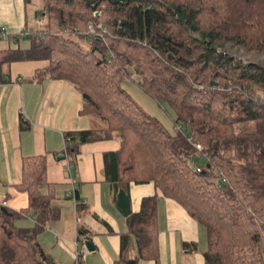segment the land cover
Wrapping results in <instances>:
<instances>
[{
  "label": "trees",
  "instance_id": "trees-1",
  "mask_svg": "<svg viewBox=\"0 0 264 264\" xmlns=\"http://www.w3.org/2000/svg\"><path fill=\"white\" fill-rule=\"evenodd\" d=\"M24 1L42 23L12 37L27 49L0 50V82L14 62L47 61L44 74L79 90L82 114L101 124L67 136L72 161L82 144L118 138L104 154L116 194L153 183L206 228V264H264V0ZM132 76L173 110L174 130L133 100ZM47 168L45 157L25 159L18 189L29 207L0 206V264H54L36 243L60 217ZM158 198L127 217L115 264L159 263ZM24 215L37 217L34 229L15 226Z\"/></svg>",
  "mask_w": 264,
  "mask_h": 264
},
{
  "label": "crops",
  "instance_id": "crops-1",
  "mask_svg": "<svg viewBox=\"0 0 264 264\" xmlns=\"http://www.w3.org/2000/svg\"><path fill=\"white\" fill-rule=\"evenodd\" d=\"M27 27L25 1L0 0V31L4 29L11 36L10 41L0 38V50L25 49L22 42L26 38L13 41L12 37H25ZM48 67L47 61L14 62L5 82H0V206L14 213L29 207V195L18 189L23 181V164L25 159L45 157L47 181L56 188L52 206L60 217L36 237L44 256L54 264H76L78 245L87 247L92 242L95 250L87 248L88 253L81 256L83 264H115L129 225L128 216L118 206L119 194L105 178L104 154L119 150L121 140L82 144L70 177L57 154L64 150L70 133L95 129L97 123L82 114L84 103L79 90L68 81L44 74ZM114 140L115 145H101ZM74 179L78 186L75 200L68 198ZM47 192L43 188V194ZM129 192L131 214L140 212L144 198L159 197L158 264H206L208 233L202 224L179 203L165 198L153 183H131ZM37 224V217L25 215L15 221V226L24 230ZM80 229L86 235H81ZM185 244L195 249L188 252ZM131 254L138 256L136 243ZM139 264L157 262L140 260Z\"/></svg>",
  "mask_w": 264,
  "mask_h": 264
},
{
  "label": "rangeland",
  "instance_id": "rangeland-1",
  "mask_svg": "<svg viewBox=\"0 0 264 264\" xmlns=\"http://www.w3.org/2000/svg\"><path fill=\"white\" fill-rule=\"evenodd\" d=\"M36 2L28 7V16H29V27H39L40 25L36 22L35 23V10H36ZM35 23V25H34ZM43 26V24H42ZM41 28V27H40ZM29 43L27 40H23L22 48H28ZM133 74V69L130 71V75ZM136 77L132 76L129 80L124 83V88L127 92L131 95L133 100L147 113L148 115L154 117L155 119L159 120L166 128L169 130H174V120H175V113L173 110L168 107L167 105L158 104L155 100H153L150 96H148L142 88L136 83ZM135 81V82H134ZM97 125L100 126V121L95 120ZM107 141V140H106ZM117 144V140L114 142H107L101 145H115Z\"/></svg>",
  "mask_w": 264,
  "mask_h": 264
},
{
  "label": "built area",
  "instance_id": "built-area-1",
  "mask_svg": "<svg viewBox=\"0 0 264 264\" xmlns=\"http://www.w3.org/2000/svg\"><path fill=\"white\" fill-rule=\"evenodd\" d=\"M91 31H93V29L90 27ZM104 32H106V29H104ZM0 38L4 41H10L11 40V36L4 31V29H2L0 31ZM21 81V80H20ZM69 147H70V138L66 137L65 138V145H64V150L60 153L57 154V158L60 161H63L65 163V167H66V171L69 173L70 177L73 174V171L75 169V163L72 161L71 157H70V153H69ZM196 149L198 150H202V146L201 145H197ZM197 171L200 172L201 169L199 167H197ZM78 192V186L77 183L74 180H71V190L68 193V198L71 199H76V195ZM78 252H77V260L79 258H81V256L85 255L88 253V249L86 246L80 247L78 245Z\"/></svg>",
  "mask_w": 264,
  "mask_h": 264
},
{
  "label": "water",
  "instance_id": "water-1",
  "mask_svg": "<svg viewBox=\"0 0 264 264\" xmlns=\"http://www.w3.org/2000/svg\"><path fill=\"white\" fill-rule=\"evenodd\" d=\"M118 206L121 208V210L124 212L125 215L129 216L131 214L130 199L129 196L124 191L119 192ZM87 248L91 251L95 250V246L93 245L92 242L87 243Z\"/></svg>",
  "mask_w": 264,
  "mask_h": 264
}]
</instances>
